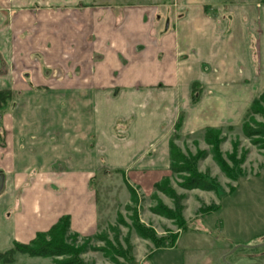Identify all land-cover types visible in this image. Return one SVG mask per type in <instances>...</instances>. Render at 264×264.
<instances>
[{
	"label": "crops",
	"instance_id": "0c3cea01",
	"mask_svg": "<svg viewBox=\"0 0 264 264\" xmlns=\"http://www.w3.org/2000/svg\"><path fill=\"white\" fill-rule=\"evenodd\" d=\"M0 91V253L65 216L91 236L96 173L150 190L172 132L230 126L264 91V0H0Z\"/></svg>",
	"mask_w": 264,
	"mask_h": 264
},
{
	"label": "rangeland",
	"instance_id": "374dc122",
	"mask_svg": "<svg viewBox=\"0 0 264 264\" xmlns=\"http://www.w3.org/2000/svg\"><path fill=\"white\" fill-rule=\"evenodd\" d=\"M262 121L259 115L251 116L248 126L254 128ZM241 125L240 119L222 126L223 139L218 147L224 159L228 154L240 161L241 177L236 182L227 179L214 163L209 146L202 140V129L181 136L172 132L170 139L177 136L174 145L182 154L205 152L197 170L214 179L220 190L218 194L182 189L180 180L169 169L165 172L162 178L169 179L166 189L181 197L178 203L187 231L178 228L175 218L154 213L158 201L169 210H174L175 203L154 191V186L142 191L134 185L128 177L134 172L99 171L93 182L99 205L97 233L74 236L69 229L64 243L70 253L52 257L15 254L0 264H264V256H260L264 250V149L243 136ZM140 228L157 238L178 235V239L172 249L155 250L149 239L141 237L144 233Z\"/></svg>",
	"mask_w": 264,
	"mask_h": 264
},
{
	"label": "trees",
	"instance_id": "16d2710c",
	"mask_svg": "<svg viewBox=\"0 0 264 264\" xmlns=\"http://www.w3.org/2000/svg\"><path fill=\"white\" fill-rule=\"evenodd\" d=\"M195 91V90H194ZM10 100V92L0 91V110L4 109ZM259 115L263 118L262 123L255 124L254 128H250L248 125L251 121V116ZM241 131L243 136L250 140L254 145H261L264 149V91L253 100L248 110L246 111L241 125ZM222 129L223 128H205L202 136L203 142L209 146L212 159L214 163L218 166L220 171L225 175V177L233 182H236L240 175L239 163L240 161L235 160L233 155L226 154V159L220 154L219 144L222 141ZM170 139L169 142V170L174 177L180 180L178 185L182 189L192 190L199 189L201 191L207 192H217L220 194L219 185L207 174H201L197 170V163L205 155V152L198 151L196 155L182 154L177 147L174 145L175 141ZM226 161L230 162L232 166H228ZM169 179L162 178L160 182L154 184V191L161 192L169 196L175 203L174 210H169L159 201L157 203L154 213L166 217L176 219L179 222L178 228L181 231H187L183 216L181 214L182 207L179 205L181 197H178L172 190H167L166 185H168ZM232 188H230L231 190ZM130 188V195L135 197L134 191ZM154 195V194H153ZM155 197V196H154ZM179 202V203H178ZM210 209H217L216 207H210ZM213 210H207L213 211ZM69 231V219L68 217H62L59 221L47 232L39 233L35 238L28 244H14L11 249L4 253H0V260H10L15 254L28 255L30 257H52L59 256L61 254L70 253L69 248L64 243V235ZM141 237L149 239L154 246L155 250L164 248H173L178 239V235L168 236L165 238H157L155 235L145 228H140ZM78 236V234H73ZM153 253V252H152Z\"/></svg>",
	"mask_w": 264,
	"mask_h": 264
},
{
	"label": "water",
	"instance_id": "95a60500",
	"mask_svg": "<svg viewBox=\"0 0 264 264\" xmlns=\"http://www.w3.org/2000/svg\"><path fill=\"white\" fill-rule=\"evenodd\" d=\"M225 264V263H224Z\"/></svg>",
	"mask_w": 264,
	"mask_h": 264
}]
</instances>
